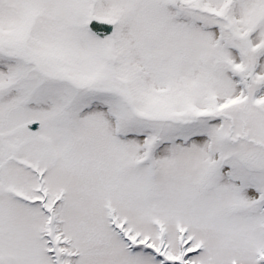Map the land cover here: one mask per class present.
Returning <instances> with one entry per match:
<instances>
[{"label": "snow or ice", "instance_id": "snow-or-ice-1", "mask_svg": "<svg viewBox=\"0 0 264 264\" xmlns=\"http://www.w3.org/2000/svg\"><path fill=\"white\" fill-rule=\"evenodd\" d=\"M0 264H264V0H0Z\"/></svg>", "mask_w": 264, "mask_h": 264}]
</instances>
